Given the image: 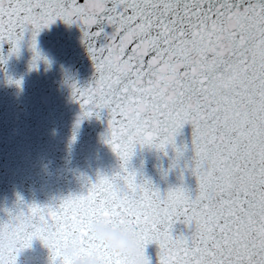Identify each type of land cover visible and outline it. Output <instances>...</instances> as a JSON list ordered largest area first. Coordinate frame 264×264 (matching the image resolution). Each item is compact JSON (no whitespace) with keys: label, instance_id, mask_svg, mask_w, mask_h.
Listing matches in <instances>:
<instances>
[{"label":"snow or ice","instance_id":"6c2138e0","mask_svg":"<svg viewBox=\"0 0 264 264\" xmlns=\"http://www.w3.org/2000/svg\"><path fill=\"white\" fill-rule=\"evenodd\" d=\"M57 20L81 28L95 73L72 95L81 119L107 114L104 142L120 164L85 178V194L5 210L0 239L14 240L17 256L39 239L51 264H65L59 250L78 235L101 264H127L88 235L102 220L133 230L144 264L151 244L158 264H264V0H0V63L4 44L18 54L26 33L40 59L36 38ZM186 124L195 191L138 178L137 146L182 155ZM177 223L189 234L174 235Z\"/></svg>","mask_w":264,"mask_h":264},{"label":"water","instance_id":"95a60500","mask_svg":"<svg viewBox=\"0 0 264 264\" xmlns=\"http://www.w3.org/2000/svg\"><path fill=\"white\" fill-rule=\"evenodd\" d=\"M105 31L111 28L106 26ZM36 40L41 57L37 60L29 46L30 33L25 34L18 54L8 56L11 45L3 46L7 59L0 63V221L7 219L5 210L15 213L28 204L55 205L69 195L85 194V178L95 181L98 174L111 175L120 164L104 142L107 114L81 119L80 105L72 95L71 84L87 87L95 73L80 26L57 20L42 29ZM192 131L186 124L175 138L182 155L171 146L167 155L137 146L129 168L161 191L184 186L194 192L196 178L185 168L193 156ZM87 232L127 264H136L141 256L134 232L126 225L113 227L100 220L89 223ZM182 233L188 235L189 229L177 223L173 234ZM120 240L132 246L133 256L115 247ZM16 247L8 235L0 239V255L15 264H51L44 241L34 239L18 256ZM157 252L155 244L146 248L152 264H158ZM59 257L65 264H101L95 251L85 250L78 235L60 248Z\"/></svg>","mask_w":264,"mask_h":264},{"label":"clouds","instance_id":"9594fccd","mask_svg":"<svg viewBox=\"0 0 264 264\" xmlns=\"http://www.w3.org/2000/svg\"><path fill=\"white\" fill-rule=\"evenodd\" d=\"M103 238L106 240H109V241H111V239H112L110 236H105ZM115 247L118 248L120 251L128 254L129 256L134 255V249L125 240H120V241L116 242ZM136 264H144L143 258L141 256L136 258Z\"/></svg>","mask_w":264,"mask_h":264}]
</instances>
